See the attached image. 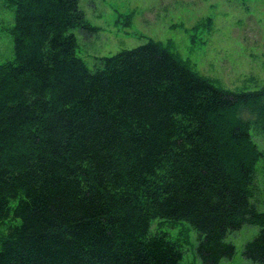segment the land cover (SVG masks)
Returning a JSON list of instances; mask_svg holds the SVG:
<instances>
[{
    "label": "trees",
    "instance_id": "obj_1",
    "mask_svg": "<svg viewBox=\"0 0 264 264\" xmlns=\"http://www.w3.org/2000/svg\"><path fill=\"white\" fill-rule=\"evenodd\" d=\"M15 57L0 63V264H182L155 218L186 220L219 264L228 239L264 264L252 202L264 156V86L221 88L155 39L100 58L77 54L81 0H12Z\"/></svg>",
    "mask_w": 264,
    "mask_h": 264
},
{
    "label": "rangeland",
    "instance_id": "obj_2",
    "mask_svg": "<svg viewBox=\"0 0 264 264\" xmlns=\"http://www.w3.org/2000/svg\"><path fill=\"white\" fill-rule=\"evenodd\" d=\"M86 27L73 29L77 54L90 68L100 58L160 41L217 86L255 90L264 86V0H81ZM16 5L0 0V63L15 57ZM264 152V135L254 131ZM252 202L264 212V156L256 163ZM6 223H0V234ZM260 225L247 222L228 239L236 250L219 264H259L243 254ZM153 231H163L184 251L182 264H205L196 252L197 232L186 220L155 218Z\"/></svg>",
    "mask_w": 264,
    "mask_h": 264
}]
</instances>
